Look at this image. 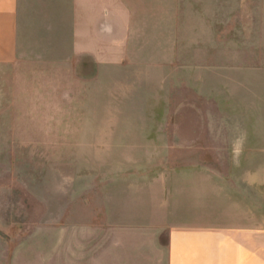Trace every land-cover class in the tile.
Segmentation results:
<instances>
[{"label": "rangeland", "instance_id": "1", "mask_svg": "<svg viewBox=\"0 0 264 264\" xmlns=\"http://www.w3.org/2000/svg\"><path fill=\"white\" fill-rule=\"evenodd\" d=\"M127 4L140 27L28 28L0 65V264H167L173 228L264 230V0Z\"/></svg>", "mask_w": 264, "mask_h": 264}, {"label": "crops", "instance_id": "2", "mask_svg": "<svg viewBox=\"0 0 264 264\" xmlns=\"http://www.w3.org/2000/svg\"><path fill=\"white\" fill-rule=\"evenodd\" d=\"M127 2L0 0V65L20 58L29 40L28 28H72L77 40L87 28L140 27L131 23L140 14L128 8ZM167 264H264V230L249 226L173 228L168 233Z\"/></svg>", "mask_w": 264, "mask_h": 264}]
</instances>
